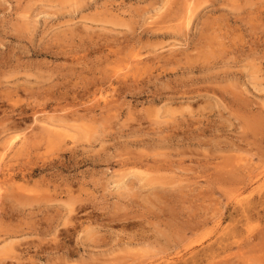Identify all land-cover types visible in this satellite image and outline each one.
<instances>
[{"label":"rangeland","instance_id":"374dc122","mask_svg":"<svg viewBox=\"0 0 264 264\" xmlns=\"http://www.w3.org/2000/svg\"><path fill=\"white\" fill-rule=\"evenodd\" d=\"M0 264H264V0H0Z\"/></svg>","mask_w":264,"mask_h":264}]
</instances>
